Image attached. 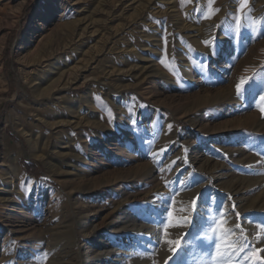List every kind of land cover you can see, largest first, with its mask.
<instances>
[{
	"label": "rangeland",
	"instance_id": "374dc122",
	"mask_svg": "<svg viewBox=\"0 0 264 264\" xmlns=\"http://www.w3.org/2000/svg\"><path fill=\"white\" fill-rule=\"evenodd\" d=\"M238 7L0 0V174L14 159L26 174L21 196L0 204V264H165L169 246L155 245L169 207L196 216L177 264H211L199 238L204 205L223 204L228 226L237 223L235 205L248 237L256 233L264 221V157L256 155L264 148V0H250L242 21ZM70 68L47 103L42 90ZM47 107L50 122L64 125L44 135L51 149L71 146L67 155L37 146L33 154L34 114ZM185 231L171 229L170 238Z\"/></svg>",
	"mask_w": 264,
	"mask_h": 264
},
{
	"label": "snow or ice",
	"instance_id": "6c2138e0",
	"mask_svg": "<svg viewBox=\"0 0 264 264\" xmlns=\"http://www.w3.org/2000/svg\"><path fill=\"white\" fill-rule=\"evenodd\" d=\"M209 4L214 3V0H208ZM250 5V0H239V7L236 9V19L237 21H242L244 18V11ZM215 11H219L216 9ZM251 18V17H249ZM245 28L250 27L245 25ZM237 28H240V24H237ZM260 34L264 35V21H261ZM255 35V33H253ZM167 43V40H165ZM206 45L208 41L204 42ZM218 45H213L212 55L216 54V48ZM202 55V54H201ZM231 67V65L229 66ZM260 82L264 84V74L261 75ZM246 82L242 79L239 84H237V95H243L246 88L242 91V86ZM260 100H264V95H260ZM264 113V109H261ZM131 126L135 127L137 121L131 119ZM171 127V126H169ZM166 151L162 149L161 152ZM257 156L264 157V148L256 152ZM151 157V152H149ZM258 164L264 163V160L257 161ZM163 168L158 171H162ZM31 194V191L29 192ZM203 194H200L192 201V209L195 214H199L200 205L198 201L202 200ZM173 203L172 199H169V205ZM205 209V214L201 215V219L205 222L204 234L199 238L205 242L206 245L211 247V254L209 255V260L211 264H264V246L256 247L260 243L262 237L261 232L264 231V221H261L256 225V233L249 238L247 235V230L244 225L240 222V214L235 212V205H233V213L237 217V223L235 226H228L227 220L222 219L225 216V206L220 205L219 208H209L208 205L203 206ZM195 215H185L176 216L174 212L169 207L163 216L160 223L163 225L160 236L157 240L155 248H159L161 243L167 244L168 251L171 255L165 261V264H177L176 256L187 246V237L191 235V230L195 226ZM176 228H186L188 231L183 232L177 238H170L171 229ZM167 237V238H166ZM150 238V237H149ZM152 250V249H150Z\"/></svg>",
	"mask_w": 264,
	"mask_h": 264
},
{
	"label": "bare ground",
	"instance_id": "6f19581e",
	"mask_svg": "<svg viewBox=\"0 0 264 264\" xmlns=\"http://www.w3.org/2000/svg\"><path fill=\"white\" fill-rule=\"evenodd\" d=\"M150 66H151L150 68H152L154 72L158 73L157 68L155 67L154 64L153 65L151 64ZM70 72H71V68L68 70L61 71L60 74L55 78V80L50 81L48 87L46 86L47 88H44V90H42L41 96L45 97V99L47 98V100H46L47 103L53 102L55 100L56 92L58 91V89H60L59 87L62 86L61 84L62 83L64 84L66 82L67 76L70 74ZM126 72H132V69H130ZM34 97L38 98L36 93H35ZM51 111H53V110L49 109L47 107V108L43 109L42 111L40 110V112L38 114H36V115L34 114V121L36 123V125H34V126H36V128L34 130L32 129L33 131H31V130L29 131V133H30L29 139H30V142L32 144V148H33L32 151H33L34 155H36L38 152L37 147L42 148L43 150L47 149L48 151H50L51 153H54V154H55L56 149L59 148L58 152H56V153H59V156L67 155L69 153V151H71L70 150L71 146H69L68 144H62L61 143L58 145L57 148H53V149H51L49 147L50 146L49 137H46L44 135V130L48 129L50 131H53V130L57 129L58 127H61L64 125L63 121H58V122L54 121L52 123L50 122V120L48 119L47 116L49 115V113ZM31 118H33V117H31ZM174 140H175V136H174ZM180 156H181V158H184L183 153H180ZM25 175L26 174L22 171V169L19 165V162L16 159L12 160V162L10 163V166L6 170L5 175L2 176L0 174V176H1L0 187L3 186V188H0L2 190V196L0 197V204L13 201L16 199V197L21 196L20 195L21 187H20L19 182L24 179ZM96 236H97V233H94L89 238V240L94 239ZM102 243H103L102 240L96 241L97 246H101ZM99 259L102 260V257H99Z\"/></svg>",
	"mask_w": 264,
	"mask_h": 264
},
{
	"label": "trees",
	"instance_id": "16d2710c",
	"mask_svg": "<svg viewBox=\"0 0 264 264\" xmlns=\"http://www.w3.org/2000/svg\"><path fill=\"white\" fill-rule=\"evenodd\" d=\"M30 165H31V164H27V165H25V168H26V170H27L29 173L34 174L35 171L30 169V167H29ZM35 165H36V168L39 167L38 164H35ZM38 177H39V176H38Z\"/></svg>",
	"mask_w": 264,
	"mask_h": 264
}]
</instances>
